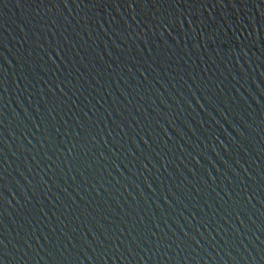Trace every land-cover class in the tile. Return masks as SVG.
Wrapping results in <instances>:
<instances>
[{
	"label": "water",
	"instance_id": "1",
	"mask_svg": "<svg viewBox=\"0 0 264 264\" xmlns=\"http://www.w3.org/2000/svg\"><path fill=\"white\" fill-rule=\"evenodd\" d=\"M0 264H264V0H0Z\"/></svg>",
	"mask_w": 264,
	"mask_h": 264
}]
</instances>
